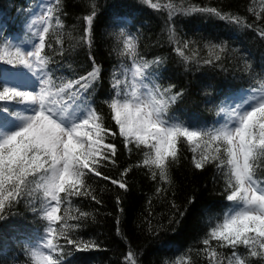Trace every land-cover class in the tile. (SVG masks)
<instances>
[{"label": "snow or ice", "instance_id": "6c2138e0", "mask_svg": "<svg viewBox=\"0 0 264 264\" xmlns=\"http://www.w3.org/2000/svg\"><path fill=\"white\" fill-rule=\"evenodd\" d=\"M144 2L155 10L161 7L153 0ZM87 6L91 11L82 16L85 27L77 44L89 49L92 70L78 77L57 76L53 67L57 64L54 56L62 57L66 51L62 16L67 13L63 0H46L28 24L31 39L15 43L0 35V63L23 66L30 74L29 88L0 81V220L6 219L16 205L26 202L44 222L39 239L29 251L30 264H65L66 260L67 264H76L67 257L98 249L95 242L71 235L79 225L69 221L89 215L73 206V198H91L96 204L102 203L89 177L127 191L125 178L131 168H124L119 179L101 171L117 166L118 146L113 142L117 136L127 152L131 153L133 148L145 150L143 160L136 166L149 169L154 180L158 174L161 181L170 182L169 166L179 162L181 144H186L194 154L196 169L215 165L224 178L226 200L230 204L222 218L216 219L198 241L204 246L200 251L206 254L208 264H253V258L257 264H264V176L257 174L264 168V69L262 78L252 77L256 86L224 94L219 109L226 117L223 123L211 128L191 126L170 114L183 91H174L172 84L164 86L157 74L149 71L156 66L158 72L162 59L149 61L141 57L136 38L121 30L120 55L128 57L131 66L122 73L114 70L110 81L113 91L103 101L118 129L113 131L106 126L104 113L93 100L101 81V66L90 53L97 15L95 0H88ZM164 7L169 10V18L177 13H203L244 24L239 16L215 7L194 4L176 7L172 3ZM119 15L113 20H118ZM3 31L0 26V33ZM256 34L264 40V28ZM169 39L175 40L171 27ZM205 46L211 57L203 61L205 64L221 60L227 51L226 42ZM188 47L185 41L182 47L174 49L185 62L196 55L193 52L192 57L187 56ZM243 71L251 73V65ZM193 202L189 200L190 204ZM116 203L119 207V197ZM173 207L183 218L185 212L175 204ZM116 224L120 235L118 218ZM241 247L245 253L238 251ZM224 248L231 249V254L225 256L217 250ZM123 264H138L136 253L128 251Z\"/></svg>", "mask_w": 264, "mask_h": 264}, {"label": "trees", "instance_id": "16d2710c", "mask_svg": "<svg viewBox=\"0 0 264 264\" xmlns=\"http://www.w3.org/2000/svg\"><path fill=\"white\" fill-rule=\"evenodd\" d=\"M37 1L0 0V26L4 29L0 35L10 38L25 33L30 11ZM153 2L161 5L159 10L152 9L144 0H95L97 15L90 53L101 66V81L93 95L95 106L104 113L106 126L118 131L103 101L113 91L110 81L114 70L122 73L131 66L128 57L120 55L123 37L119 33L123 30L136 38L141 57L149 61L157 57L162 59L158 72L156 66L149 69L157 74L159 82L164 86L175 85L174 91H183V97L171 107L170 114L191 126H218L224 94L256 86L253 76L262 78L264 40L256 33L264 28V0ZM168 3L176 7L193 4L215 7L239 16L244 24H233L203 13H177L169 18V10L164 7ZM87 4L88 0H63V10L67 13L62 16L66 51L62 57L54 56L57 64L53 67L57 69V76L63 74L69 79L92 70L89 49L77 44L85 27L82 16L91 11ZM117 14H120L119 19L114 21L113 17ZM170 27L174 30L175 40L169 39ZM49 39L51 41V37ZM185 41L189 43L185 54L192 57L193 52L196 53L195 58L188 62L174 51ZM225 42L227 51L222 59L205 64L203 61L211 58L205 45ZM46 51L52 54L50 50ZM249 64L251 73L243 71ZM0 69H6L0 71V81L6 82L8 75L18 71L16 67L2 63ZM113 142L118 146L117 166L101 171L119 179L124 168H131L125 178L127 191L108 181L89 177V183L102 203L96 204L91 198H73V206L89 215L69 223L79 225L71 235L93 241L99 247L75 253L67 259H74L76 264H123L127 252L134 251L138 264H208L206 254L200 251L204 246L198 241L214 226L216 219L222 218L223 211L230 204L226 200L224 178L219 170L215 165L196 169L194 154L186 144H181L179 162L170 164V182L165 183L158 174L154 180L149 169L136 166L143 160L145 150L133 148L131 153L127 152L119 136ZM195 155L198 158L199 150ZM257 174L264 176V168L259 169ZM117 197L121 200L119 207ZM189 200L194 202L190 204ZM173 204L185 212L183 218ZM117 218L120 235L116 231ZM43 225L44 222L26 202L16 205L6 219L0 220V264H30L29 251L42 233ZM156 232L158 235L153 234ZM217 250L225 256L231 254L228 248ZM238 251L246 252L243 247ZM253 264H257L254 258Z\"/></svg>", "mask_w": 264, "mask_h": 264}, {"label": "rangeland", "instance_id": "374dc122", "mask_svg": "<svg viewBox=\"0 0 264 264\" xmlns=\"http://www.w3.org/2000/svg\"><path fill=\"white\" fill-rule=\"evenodd\" d=\"M45 2H46V0H38L35 3L32 11H30L29 19L26 23L25 33H23L22 35H19L17 37L12 36L10 38H8V37L7 38L10 40H13V42H15V43H19L21 41H27V40L31 39V35H30L31 29H29L28 24L30 23L31 19H33L36 15H38V13L42 10V5ZM16 68L18 71L13 72L7 76V78H6L7 83L11 84V85H17V86H20L22 88H29L31 86V84H30V74L28 73V70L25 69L23 66H18ZM127 75H128V78L130 79V72ZM222 102H221V107L223 106ZM219 118L220 119L218 121V124L223 123V121L225 120L226 117L224 114L221 113ZM38 239H39V237L32 243L31 248L35 245V243Z\"/></svg>", "mask_w": 264, "mask_h": 264}]
</instances>
